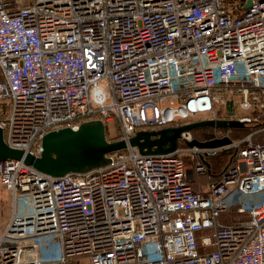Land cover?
Here are the masks:
<instances>
[{"label": "built area", "instance_id": "built-area-1", "mask_svg": "<svg viewBox=\"0 0 264 264\" xmlns=\"http://www.w3.org/2000/svg\"><path fill=\"white\" fill-rule=\"evenodd\" d=\"M247 1L0 0L5 144L39 158L47 133L99 121L127 145L62 177L1 161L0 264H264V0ZM199 121L243 127L182 132L169 154L128 144Z\"/></svg>", "mask_w": 264, "mask_h": 264}, {"label": "water", "instance_id": "water-1", "mask_svg": "<svg viewBox=\"0 0 264 264\" xmlns=\"http://www.w3.org/2000/svg\"><path fill=\"white\" fill-rule=\"evenodd\" d=\"M248 0L244 9H248ZM236 121H199L176 128H165L157 131H139L128 141L136 146L142 154L159 155L176 151L180 133L200 128L234 129L242 128ZM228 139L199 143L193 141L189 146L218 147L228 144ZM42 153L39 158L24 155L22 151L9 148L3 140L0 129V162L5 160H21L36 170L53 176L62 177L69 173H85L103 167L108 163V154L123 151L127 145L124 141L108 142L104 125L99 121L81 124L77 130L60 129L47 133L41 140Z\"/></svg>", "mask_w": 264, "mask_h": 264}, {"label": "rangeland", "instance_id": "rangeland-1", "mask_svg": "<svg viewBox=\"0 0 264 264\" xmlns=\"http://www.w3.org/2000/svg\"><path fill=\"white\" fill-rule=\"evenodd\" d=\"M21 3L24 4L25 1H23ZM106 131H107V133H109L111 135L110 140H116L115 136L117 135L118 132H117V127H116L115 123L108 124L106 127ZM2 196L5 197V194H3ZM226 202L228 203L229 206L235 205L237 203L235 195L234 194L230 195ZM9 213H10L9 204L5 203L3 201H0V227L3 226L5 221H7ZM226 216H232V218L235 220L239 219L235 214V209H231L230 211H228V213L224 214L222 216V218L223 217L225 218ZM228 219H230V218H228ZM81 261L86 262L85 259H82Z\"/></svg>", "mask_w": 264, "mask_h": 264}, {"label": "trees", "instance_id": "trees-1", "mask_svg": "<svg viewBox=\"0 0 264 264\" xmlns=\"http://www.w3.org/2000/svg\"><path fill=\"white\" fill-rule=\"evenodd\" d=\"M263 121H264V118H263ZM199 130H196V131H194V133H199L198 132ZM240 131H243L244 133H247L248 131H246L245 129H242V130H240ZM226 163H227V155L226 154H224V155H222V156H220V157H217V158H215L213 161H212V172L213 173H218V172H220L224 167H225V165H226ZM196 179H199L198 177L196 178ZM195 179V181L191 184V186H192V189H193V191L194 192H198V191H196L195 189H197V186H198V184H197V180ZM203 180H200V181H204V183L206 184V185H209V183L211 182L210 181V179H208L207 177H205V178H202ZM199 181V180H198ZM212 181H213V179H212ZM235 214H236V216L239 218V216L237 215V213L235 212ZM228 218H230V219H228ZM242 218H239L238 220H235V219H233L232 218V216H226L225 218L223 217L222 218V216H221V218L219 219V222H220V224H222V225H229V224H231V223H237L239 220H241Z\"/></svg>", "mask_w": 264, "mask_h": 264}, {"label": "crops", "instance_id": "crops-1", "mask_svg": "<svg viewBox=\"0 0 264 264\" xmlns=\"http://www.w3.org/2000/svg\"><path fill=\"white\" fill-rule=\"evenodd\" d=\"M16 2L17 3V5H25L27 2H28V0H13V2ZM23 1H25V3L23 4V3H21V2H23ZM199 179H196L197 180V184H198V186H197V189H195L196 191H198V192H200V191H202L203 189H205L208 185H206L205 183H204V181H200V180H203L202 178H205V177H198ZM199 180V181H198ZM259 197L258 196H255L254 197V199L255 200H257Z\"/></svg>", "mask_w": 264, "mask_h": 264}]
</instances>
